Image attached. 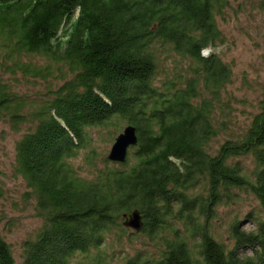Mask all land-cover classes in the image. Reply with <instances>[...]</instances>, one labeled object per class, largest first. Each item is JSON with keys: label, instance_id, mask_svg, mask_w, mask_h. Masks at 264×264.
I'll return each mask as SVG.
<instances>
[{"label": "trees", "instance_id": "trees-1", "mask_svg": "<svg viewBox=\"0 0 264 264\" xmlns=\"http://www.w3.org/2000/svg\"><path fill=\"white\" fill-rule=\"evenodd\" d=\"M223 3L0 0V121L22 130L13 169L42 221L19 262L0 233V264H264V85L240 120ZM24 78L44 91H19ZM128 124L138 144L112 162L99 145ZM240 191L254 227L237 215L218 234ZM136 234L148 242L130 253Z\"/></svg>", "mask_w": 264, "mask_h": 264}, {"label": "rangeland", "instance_id": "rangeland-1", "mask_svg": "<svg viewBox=\"0 0 264 264\" xmlns=\"http://www.w3.org/2000/svg\"><path fill=\"white\" fill-rule=\"evenodd\" d=\"M221 10L218 23L224 39L218 43V52L223 59L233 64L235 77L231 92L235 93L236 116L244 120L245 111L250 107H256L258 95L264 85V0H224ZM208 51L206 48L204 53ZM33 58L39 64H44L46 60L36 55ZM0 72L5 73L1 65ZM5 76L10 77V74L6 73ZM27 79H22L18 86L19 91L27 90L31 93L44 91L43 80H36V83L31 78ZM21 132L22 130L15 131L8 123L0 121V233L10 243L18 262L23 241L33 236L42 224L34 209L35 201L33 198L27 199L25 181L16 175L13 169L15 143ZM106 134L105 132L104 135ZM116 135L117 132L114 133L107 148L99 145L102 151L105 150L106 155ZM99 141L100 138L97 139V142ZM82 157L83 154L78 162H82ZM256 203L253 196L240 191L239 198L234 202L220 206L216 219L212 221L215 231L225 235L231 220L237 215L243 217L245 227L253 228L254 224L248 221L249 217L244 214ZM124 240L130 253H133L135 247H146L148 242L143 234L133 235L131 239L124 237ZM82 261L81 255L78 254L72 259L71 264H82Z\"/></svg>", "mask_w": 264, "mask_h": 264}, {"label": "water", "instance_id": "water-1", "mask_svg": "<svg viewBox=\"0 0 264 264\" xmlns=\"http://www.w3.org/2000/svg\"><path fill=\"white\" fill-rule=\"evenodd\" d=\"M137 144V127L133 124H128L115 137L107 158L113 162H125L130 149ZM124 216V226L131 228L135 232H138L143 228L144 220L139 209H134L129 214L125 213Z\"/></svg>", "mask_w": 264, "mask_h": 264}]
</instances>
